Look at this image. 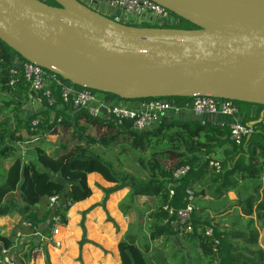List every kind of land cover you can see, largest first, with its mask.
Returning a JSON list of instances; mask_svg holds the SVG:
<instances>
[{
    "label": "trees",
    "instance_id": "obj_1",
    "mask_svg": "<svg viewBox=\"0 0 264 264\" xmlns=\"http://www.w3.org/2000/svg\"><path fill=\"white\" fill-rule=\"evenodd\" d=\"M181 19L186 27L178 28H197ZM15 59L25 60L0 39V218L17 214L31 226L18 225L28 235L25 239L17 236L22 230L4 233L0 227V264L5 248L15 250L20 264H29L31 251L40 243L30 234L49 231L56 217L67 225L71 207L93 193L91 173L113 185L97 184L103 199L81 213L80 247L100 248L86 237V215L95 207L105 209L111 195L127 190L118 208L125 216L138 217L118 241V258L100 264H264L260 242L261 237L264 241V117L259 120L264 105L246 102L245 108L239 107L241 121L253 126L241 144L231 138L229 116V120L207 114L185 118L194 112H172L158 121V127L139 131L114 117L93 116L86 108L65 103L54 84L51 104L44 97L42 107L28 109L31 94L43 97V93L31 91ZM163 98L180 104L191 100ZM255 106L257 111H252ZM63 133L73 144L64 142L50 151L54 144L48 136ZM211 161L221 169L211 167ZM185 166L189 170L175 177ZM187 190L193 192L192 198ZM53 197L58 199L51 204ZM43 198L47 203L40 205ZM189 202L193 204L189 220L182 222L170 214ZM107 221L121 232L115 219L108 216ZM46 244L45 264H53Z\"/></svg>",
    "mask_w": 264,
    "mask_h": 264
},
{
    "label": "water",
    "instance_id": "obj_2",
    "mask_svg": "<svg viewBox=\"0 0 264 264\" xmlns=\"http://www.w3.org/2000/svg\"><path fill=\"white\" fill-rule=\"evenodd\" d=\"M53 1L0 0V39L26 61L124 100L264 105V0H152L196 29L128 25L81 0Z\"/></svg>",
    "mask_w": 264,
    "mask_h": 264
},
{
    "label": "built area",
    "instance_id": "obj_3",
    "mask_svg": "<svg viewBox=\"0 0 264 264\" xmlns=\"http://www.w3.org/2000/svg\"><path fill=\"white\" fill-rule=\"evenodd\" d=\"M97 2L100 8L105 9L109 15L97 9L95 10L123 24L178 28L177 26L182 23L181 17L152 0H97ZM15 61L21 67L31 91L38 94L39 92L43 93V97H35L34 94H31L30 104L36 103L40 107L43 106L44 97L48 99L50 104L52 103L50 85L54 84L59 86L65 103H70L75 108H86L93 116L114 117L121 122L123 120H131L132 128L139 131L149 128L154 123H158L163 116L172 112H194L196 114H215L231 117V138L237 144H241L253 132V126L250 123L241 121V117H239L240 108L233 100L195 94L190 97V102L183 104L161 97L151 98L147 101H136L137 103L127 105L123 102H116L107 95L100 94L97 91L84 87L78 88L79 86L72 81L65 80L37 64L20 59H15ZM34 123L37 124V122ZM210 166L218 171L221 169V165L216 161H211ZM189 168V166H185L178 169L175 172V177L184 175ZM187 192L189 197L192 198L193 192L191 190H187ZM171 194H174L173 189H171ZM57 199V197L51 198V204L56 203ZM192 210L193 204L189 202L186 207L180 208L176 212L170 210V214H176L177 218L184 222L189 220ZM60 224H62L60 217H56L53 227L49 231L44 229L45 231L37 232L40 233L41 240L31 251L30 264H33L34 259H41L45 255V243L54 241L56 245L61 246L60 241H55L54 238L59 232ZM24 225L31 226L28 222H25ZM188 231H191V227L188 228ZM207 233L211 234L212 230L207 229ZM41 242H44V244ZM2 255L4 264H20L15 256V250L5 248L2 251Z\"/></svg>",
    "mask_w": 264,
    "mask_h": 264
},
{
    "label": "rangeland",
    "instance_id": "obj_4",
    "mask_svg": "<svg viewBox=\"0 0 264 264\" xmlns=\"http://www.w3.org/2000/svg\"><path fill=\"white\" fill-rule=\"evenodd\" d=\"M81 1L84 3L87 2L86 0H81ZM99 11L106 15H109V13L105 11V9H101ZM143 25H148V24H143ZM177 27H186V23L183 21ZM98 93L103 94L101 92H98ZM112 98L116 102H123L124 104H127V105H129L131 101L135 100V99H130V100L118 101L117 98L115 97H112ZM237 103L240 108H245L247 106L246 102L237 101ZM34 108L38 109L40 108V106H37L36 103H32L28 106V109H34ZM257 108L258 107L256 106L253 107L252 111H257ZM194 114L197 116H195ZM194 114L191 113L190 115L185 116V118H192V117L201 118L204 116V114H196V113ZM207 115H211L209 117H213V118H219V119L221 118V119H227V120L230 119L225 115L223 116L214 115V114H207ZM68 137L69 135L66 133L65 134L63 133L62 136L60 137L57 135L48 136L47 139L52 144H54V146L51 147L50 151L52 152L55 151V149L57 148V145L59 146V144L61 145L64 142H66L67 145L73 144V142L68 141ZM96 174L99 175V176L97 175V178H94L92 174H90L91 176L90 175L88 176V182L93 191L92 195L89 198L93 199V201L77 209H74L77 204L72 206L68 212L69 226L68 224L67 225L60 224L59 232L55 235L54 238H55V241H60L61 246L56 245L54 241H49L46 244L47 245L46 247L48 249V252L50 254L51 261L53 264H99V263L107 262L110 259V256L108 253H106V251L97 249V247L94 245L86 244L83 247H80L79 245V240H81L83 236V230L80 227V223H79L81 221L80 212L82 210L89 208L93 203H95L94 201L102 200L103 192L102 190H100V188L97 187L98 183H100L101 185L105 187L109 185H113V183L104 179L101 174L99 173H96ZM126 192L127 191L125 190L116 195L110 196L109 200L107 201V205L105 209L102 207H95L89 210L88 214L86 215V222H85V226L87 229L86 237L89 240L96 239L97 241H101L103 247L111 251L110 252L112 255L111 257H113V254L115 253V252L112 253V250H115V249L117 250L118 241L120 237L122 236L123 231L124 232L126 231L128 224L131 221L132 222L136 221L138 218L135 213L129 216H125L118 209V203L123 198ZM144 201H146V199L142 198L141 202H144ZM41 202L42 203L40 205H45L47 203V200L43 198ZM40 207L42 208L43 206H40ZM14 216L18 217L17 214ZM108 216L115 219L116 222L121 227H123V229H121V232H116V228L114 224L112 222L107 221ZM2 218H7V217H2ZM9 224L11 225H4L3 227L4 228L7 227V230L10 233L13 232L15 228L20 231L22 230L20 229V227H18L19 224L17 222L15 226L12 227V225L14 224V220L13 222L11 221ZM22 232H24V230H22ZM25 238L27 237H24V239ZM33 239L36 240L35 238ZM263 240H264V237H263ZM260 242L262 243V247H264V241H262V237H261ZM103 259H105L106 261ZM37 262L38 264H42V261H40V259H34L33 264H37Z\"/></svg>",
    "mask_w": 264,
    "mask_h": 264
},
{
    "label": "crops",
    "instance_id": "obj_5",
    "mask_svg": "<svg viewBox=\"0 0 264 264\" xmlns=\"http://www.w3.org/2000/svg\"><path fill=\"white\" fill-rule=\"evenodd\" d=\"M87 2V5H89V6H91L92 8H94V9H97L98 11L99 10H101V8H100V6L98 5V2H97V0H86ZM134 103H137L136 102V100H133V101H131L130 103H129V105L130 104H134ZM215 119H217V118H215ZM92 175H93V177L94 178H97V175L98 174H96V173H91ZM90 175V174H89ZM91 176V175H90ZM99 176V175H98ZM98 184H100V183H98ZM101 185V184H100ZM101 186H103V185H101ZM109 186H111V185H109ZM109 186H106V187H109ZM103 187H105V186H103ZM123 191H125V190H123ZM123 191H120V192H123ZM127 191V190H126ZM120 192H118V193H120ZM118 193H116V194H118ZM127 193V192H126ZM125 193V194H126ZM116 194H114V195H116ZM112 196V195H111ZM125 196V195H124ZM123 196V197H124ZM229 197L231 198V199H233V198H235V194L234 193H229ZM102 199H103V197H102ZM91 201H93V199H91V198H87L86 200H84V201H81V202H78V203H76L75 205H76V207L74 208V209H77V208H80V207H83V206H85L86 204H88L89 202H91ZM95 203H93L89 208H91L92 206H94L96 203H98V202H100L99 200L98 201H94ZM106 205H107V203H106ZM89 208H87V209H85V210H82L80 213H82L83 211H86V210H88ZM119 209V208H118ZM120 211V210H119ZM121 212V211H120ZM14 215H16V214H14ZM68 217H69V215H68ZM212 217V214L211 213H209V215H208V218H211ZM9 222H8V221ZM13 220H14V224L12 225V227H14L15 226V224H16V222L20 225L21 223H22V221H21V218H20V216L18 215V217L17 216H14V217H7V218H0V227H2V232H6V233H10L8 230H7V227L6 228H4L3 226L4 225H11V224H9L11 221L13 222ZM116 221V220H115ZM80 223V222H79ZM23 225L25 224L24 222L22 223ZM25 226V225H24ZM68 226H69V224H68ZM120 226V225H119ZM121 227V226H120ZM121 229H123V227H121ZM42 231V230H41ZM123 233H124V231H123ZM20 234H22L21 236H20ZM120 234V233H119ZM262 235H264V232L263 233H261ZM17 236H20V237H18V238H23L24 236L25 237H27L28 235L27 234H24L23 232H18L17 233ZM30 236H31V238L33 239V238H35L36 240H41L40 239V233H36V234H30ZM121 238V237H120ZM90 240H92V241H94V242H96L97 244H99L100 245V248L99 247H97V249H100V250H103V251H106V253H108L109 254V256H110V259L107 261V262H111L113 259H116V258H118V245H117V250L115 249V250H112V253L113 252H115L114 254H113V257H111L112 255H111V251H109L108 249H106L105 247H103V245H102V243H101V241H97L96 239H90ZM80 241V240H79ZM44 244V243H43ZM47 246V245H46ZM103 260H105V259H103ZM40 261H42V264H44L45 263V255H44V257H42L41 259H40ZM106 261V260H105ZM30 264V263H29ZM37 264H38V262H37ZM100 264V263H99Z\"/></svg>",
    "mask_w": 264,
    "mask_h": 264
}]
</instances>
